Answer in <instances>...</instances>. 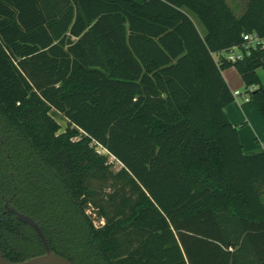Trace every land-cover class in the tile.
Segmentation results:
<instances>
[{"label": "trees", "instance_id": "1", "mask_svg": "<svg viewBox=\"0 0 264 264\" xmlns=\"http://www.w3.org/2000/svg\"><path fill=\"white\" fill-rule=\"evenodd\" d=\"M253 32L264 0H0L5 257L45 253L10 204L74 264H264V152L244 153L223 75L264 117Z\"/></svg>", "mask_w": 264, "mask_h": 264}, {"label": "crops", "instance_id": "2", "mask_svg": "<svg viewBox=\"0 0 264 264\" xmlns=\"http://www.w3.org/2000/svg\"><path fill=\"white\" fill-rule=\"evenodd\" d=\"M133 1L144 3L148 0ZM227 2L235 14L240 16L246 11L249 0H227ZM196 25L199 29L200 26L197 22ZM258 74L264 84V78L260 70ZM223 75L233 92L237 90L242 92V89L245 88L244 82L236 69H228L223 72ZM238 97H243V99L239 101ZM238 97H236L234 103L225 108V113L230 122L238 127L239 139L243 145L244 153L246 155L262 153L264 152V117L246 93Z\"/></svg>", "mask_w": 264, "mask_h": 264}, {"label": "water", "instance_id": "3", "mask_svg": "<svg viewBox=\"0 0 264 264\" xmlns=\"http://www.w3.org/2000/svg\"><path fill=\"white\" fill-rule=\"evenodd\" d=\"M5 209L8 214L15 215L18 221H21L34 229L44 246L45 253L20 262L9 261L3 253L0 241V264H74L69 259L58 255L52 250L47 236L33 217L20 212L10 204H6Z\"/></svg>", "mask_w": 264, "mask_h": 264}, {"label": "built area", "instance_id": "4", "mask_svg": "<svg viewBox=\"0 0 264 264\" xmlns=\"http://www.w3.org/2000/svg\"><path fill=\"white\" fill-rule=\"evenodd\" d=\"M243 40H244L243 48H245L246 50H249L251 48H259V47L264 49V38L260 37L259 34L256 32L244 34ZM224 55H226L228 60H231V61H236L243 57L242 51L238 48L233 49L225 53ZM234 95L235 97H238V96H241L242 93L237 90V91H234ZM99 152L105 153V151L101 149L99 150Z\"/></svg>", "mask_w": 264, "mask_h": 264}, {"label": "rangeland", "instance_id": "5", "mask_svg": "<svg viewBox=\"0 0 264 264\" xmlns=\"http://www.w3.org/2000/svg\"><path fill=\"white\" fill-rule=\"evenodd\" d=\"M196 22L198 23V25L200 26L199 27V31L202 33V34H204L205 33V29H204V27L196 20ZM238 51V50H237ZM236 51V52H237ZM260 72H261V74L263 75V78H264V71L261 69L260 70ZM243 92V93H242ZM242 94H245L246 93V89L245 88H243L242 89ZM244 96V95H243ZM239 98V101H241L242 99H243V97H238ZM54 116H55V118H56V120L59 122V124L61 125V127H62V131H64L66 128H67V125H68V122H67V120L66 119H64V117L63 116H61V115H58V114H54ZM251 129V128H250ZM255 142V141H254ZM102 150V149H101ZM110 161L111 162H115V166H114V170H119L121 167H122V165L119 163V162H116V160L113 158V157H111L110 158ZM88 214L89 215H91V217H92V219L94 220V222H95V224L97 225V226H100V225H102V224H104L103 222V220L101 221L98 217H97V215L94 213V211H93V209H90V210H88Z\"/></svg>", "mask_w": 264, "mask_h": 264}]
</instances>
